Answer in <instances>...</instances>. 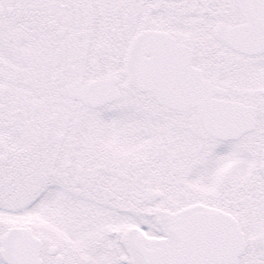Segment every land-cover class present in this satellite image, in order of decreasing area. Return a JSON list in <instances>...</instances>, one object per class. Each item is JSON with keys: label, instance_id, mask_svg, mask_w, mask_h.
<instances>
[{"label": "snow or ice", "instance_id": "6c2138e0", "mask_svg": "<svg viewBox=\"0 0 264 264\" xmlns=\"http://www.w3.org/2000/svg\"><path fill=\"white\" fill-rule=\"evenodd\" d=\"M0 264H264V0H0Z\"/></svg>", "mask_w": 264, "mask_h": 264}]
</instances>
